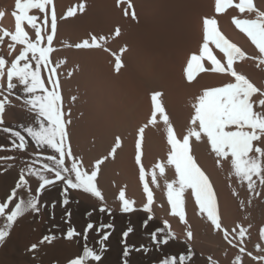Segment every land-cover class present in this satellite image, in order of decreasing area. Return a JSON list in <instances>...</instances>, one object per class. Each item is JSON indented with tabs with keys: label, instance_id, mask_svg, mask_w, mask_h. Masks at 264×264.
<instances>
[{
	"label": "bare ground",
	"instance_id": "bare-ground-1",
	"mask_svg": "<svg viewBox=\"0 0 264 264\" xmlns=\"http://www.w3.org/2000/svg\"><path fill=\"white\" fill-rule=\"evenodd\" d=\"M253 2L259 11L264 12V0ZM215 3L216 0H125L124 3L118 0H53L57 31L49 67L57 68L63 108L71 112L68 133L72 151L82 157L85 167L91 170L95 161L107 156L115 146L116 138H120L121 146L116 149L115 157L109 156L101 165L97 177L98 187L111 209V215L99 212L102 202L81 190L69 191L70 203L65 207L62 204V184L50 187L40 196L43 206L41 211L19 217L11 228L5 243L0 245V264H68L71 259L83 254L85 226L89 223L97 227L102 223L114 226L113 229L105 230L111 234L105 241L106 251L99 264H124L125 259L127 264H162L165 258L171 256L178 260L179 255H187L189 249L194 253L189 264H212V261L216 264H234L237 257L241 258L240 264H264V261L252 259V256L264 255V252L257 250V245L264 248V237L261 236L264 230V188L258 187L257 191L261 195L254 196L248 191L247 184L241 185L233 175L230 163L222 162L218 166V158L211 151L206 138H202L201 142L193 140V155L213 184L222 227L229 231L237 225L247 229L243 242L235 234L228 239L236 247L224 239L222 231L215 230L206 216L199 212L194 198L188 192L185 193L184 206L187 223L170 214L164 180L175 179L174 168L171 167L166 168L165 177H158L160 187L151 184L150 176L147 178L154 194L151 206L154 218L145 227L149 213L143 211L147 198L139 179L136 143L139 129L149 122L153 113L152 94L162 93L160 100L163 107L177 135L182 137L191 126L193 104L197 98L206 89L235 82L229 74L211 71L194 73L191 81L187 77L190 56L199 54L202 47L205 18L216 19L221 33L251 57L237 61L233 67L256 87L264 90V64L257 66L259 50L232 22L233 18L255 19V13H241L238 8L230 7L217 14ZM233 3L238 4L239 0H233ZM81 4L85 5L83 11L78 10L75 16L65 18L69 8L78 9ZM126 10L128 15H125ZM133 11L136 19L131 16ZM14 12L16 0H0V36H3L4 30L14 33ZM29 15L37 18L35 23L44 35L45 14L39 9H32ZM23 27L31 38H35V29L31 25L25 22ZM47 28L50 31V14ZM117 30L119 35H116ZM93 37L102 47H75L84 41L91 43ZM9 44H13V48H9ZM23 47L11 41L10 36L3 37L0 43V57L7 62L5 77L0 81L5 89L7 66L11 65ZM209 47L217 59L226 63L223 54L214 45L210 44ZM117 57L124 65L119 73L115 71ZM202 63L205 68L211 67L207 60ZM41 74L46 86L51 87L47 83V69L42 68ZM13 82L16 83L15 80ZM21 87L18 85L13 90L14 95L9 97L11 104L6 105L4 125L0 127L21 131L28 148L25 151L12 150L11 141L14 138L10 133L0 130V148L4 149L0 150V157H14L11 160L0 159V202L10 195L21 169L28 165L38 168L40 163L33 161L38 157L43 160L44 156L53 154L51 149H38L23 130L22 126L33 122L34 114L24 105ZM4 94L7 95V92ZM17 95L21 99L17 100ZM258 98L259 94L253 100ZM157 121L155 126L149 124L144 132L142 163L147 170H151L156 162L166 160L169 151L165 126L159 116ZM66 163L70 164V161ZM26 178L35 193L38 179ZM121 190L125 191L126 198L135 202V211L121 212L118 199ZM17 195L26 198L28 193L19 189ZM66 212H71L70 222ZM41 218L43 222H39L38 226ZM165 220L175 239H170L168 244L157 249L150 234L164 227ZM34 223L38 226L33 227L36 228V237L28 244L26 241L30 233L25 225ZM20 226L25 228L18 234ZM129 227L133 231L127 237V245L141 250H133L125 258L123 233ZM70 228L80 235L66 238ZM188 231L193 233L191 240H188ZM24 235L25 240L22 239ZM101 235L103 233L97 234V228L88 231L87 244L98 248L97 241ZM45 236L55 239L50 243H41ZM34 244L38 248L29 251ZM142 246L148 251L145 252ZM241 247L245 252H240ZM88 264L95 262L89 261Z\"/></svg>",
	"mask_w": 264,
	"mask_h": 264
},
{
	"label": "snow or ice",
	"instance_id": "snow-or-ice-1",
	"mask_svg": "<svg viewBox=\"0 0 264 264\" xmlns=\"http://www.w3.org/2000/svg\"><path fill=\"white\" fill-rule=\"evenodd\" d=\"M119 3H124L125 0H118ZM85 5H79V8H69L66 17H73L77 11H83ZM131 8V4L128 5ZM230 7H236L241 13H255V19H239L233 18V23L240 32L244 33L259 50L260 56L258 67L264 64V12L259 11L253 0H239L238 4H234L233 0H216L215 11L217 14L223 13ZM39 9L44 13L45 29L44 35L41 34V28L35 23L36 17L29 15L30 10ZM50 14V31L47 28ZM125 11V15H128ZM15 16V31L10 33L4 30L3 36H0V43L3 42V37L10 36L11 41L16 44L23 45V49L16 59L7 66L6 76L7 85L4 88L3 83H0V126L4 125V113L6 105L11 104L9 97L14 95L13 90L22 86L20 90L24 94V105L30 113L34 114V120L30 125H24L23 130L27 136L34 141L36 147L43 151L51 149L53 154H49L40 160L39 157L33 163H40V167L34 168L28 165L21 169L19 179L15 187L11 190L10 195L5 201L0 202V245H3L10 234V230L16 223L19 217L31 212L39 213L43 207L40 202V196L50 187H56L62 184V204L67 207L70 203L68 193L70 190H81L90 194L92 197L101 201L99 212L111 215V209L108 208L102 191L98 187L97 177L101 165L109 158L115 157L116 149L119 148L120 138H116L115 146L107 156L97 159L91 170L85 167L82 157L76 156L72 151L71 141L68 133V126L71 124V112L65 111L63 108V97L60 89L59 74L56 67H49L50 54L54 51L53 40L57 31V14L53 0H16ZM133 19H136L135 12L131 13ZM25 22L35 29V38H31L29 33L25 31L23 25ZM203 43L199 54H192L187 63L186 74L189 81L192 80L194 73L203 71H211L221 74H229L234 78L235 82L227 83L222 87L206 89L203 95L199 96L193 104L194 115L190 121V127L186 134L182 137L177 135L176 129L171 124L163 104L160 100L162 93L155 92L152 94L153 113L147 124L139 129L138 140L136 143V163L139 166V179L143 185V191L146 194L147 203L143 207V211L149 213L145 220V227L154 217L152 215V204L154 203V194L149 185V176L151 184L160 187L159 178L165 177L166 168H174L175 179L168 181L164 180L166 189L167 202L170 205V214L179 217L180 221L187 223L185 206V193L188 192L198 206L199 212L206 216L215 230L222 231L224 239L228 240L233 247L232 240L229 236L235 234L240 237V242H243V237L247 229L237 225L229 231L222 227L221 215L217 195L209 176L198 164L193 155V140L201 142L202 138H206V142L210 145L211 151L215 154L217 165H222V162H228L231 165L233 175L239 180L241 185L247 184V189L254 196H260L261 192L257 188H264V90L256 87L244 75L238 73L233 67L237 61L250 59L246 53L226 38L217 26L216 19L205 18L203 20ZM116 35H119L117 30ZM103 39V38H101ZM214 45L226 63H222L217 56L213 54L209 45ZM13 44H9V48H13ZM77 48H100L102 45L92 38V42L84 41L81 44L75 45ZM107 50V49H105ZM210 62L211 67L205 68L203 61ZM23 61V63H21ZM33 63L35 67H33ZM7 62L3 57H0V81L5 77V69ZM124 67L122 60L117 57L115 62V71L119 73ZM47 69V83L51 87L46 86L45 80L42 77L41 69ZM16 81L14 83L13 81ZM7 92V95L4 93ZM259 94L258 100H253V97ZM19 100L21 97L16 96ZM75 97L72 98L75 101ZM259 109V110H257ZM157 116L162 119L165 126L167 144L169 151L166 160L156 162L151 170H147L143 163V143L145 129L151 124L155 126ZM5 133H10L13 137L11 141L12 150L25 151L28 148V143L21 131L14 130L9 127H0ZM258 142V143H257ZM0 150H4L0 148ZM0 159L11 160L14 157H0ZM47 161V162H44ZM70 161V164L66 163ZM26 177H35L39 181V185L33 193L29 180ZM255 178V179H254ZM258 181V184H257ZM19 189H24L27 197L17 195ZM121 202V212L130 213L135 211V202L126 198L125 191L121 190L118 195ZM13 201H16L13 204ZM243 203V202H242ZM67 217H71V212H66ZM92 215L91 212L88 213ZM164 227L153 231L150 234L151 241L156 245L157 249L161 245L168 244L170 239H175L171 232L168 221L163 222ZM113 225L100 224L98 227L93 223H89L85 229L84 240L85 245L83 254L71 259L68 264H88L89 261L99 264L102 259L103 252L106 251L105 241L109 239L110 232L106 229H113ZM93 228H97V234L103 233L97 241L98 248L90 247L87 244V232ZM239 229V231H237ZM133 228L129 227L123 233L124 251L123 256L126 258L130 252L141 249H134L127 245L126 240ZM80 235L75 229L70 228L67 231L66 238L72 239L74 236ZM261 236L264 237V230L261 231ZM159 237V239H158ZM188 240L193 238L191 231L187 232ZM55 237L45 236L41 243L51 242ZM38 245L31 246L29 251H35ZM143 248V246H142ZM145 252L147 248H143ZM257 250L264 252V248L257 245ZM240 252H245L243 247ZM194 253L191 249L188 254L171 256L165 258L162 264H189ZM252 256L251 253H248ZM253 260L264 261V255L252 256ZM211 261V257H209ZM240 257H237L234 264H240ZM124 264H127L125 259ZM212 264H216L212 261Z\"/></svg>",
	"mask_w": 264,
	"mask_h": 264
},
{
	"label": "rangeland",
	"instance_id": "rangeland-1",
	"mask_svg": "<svg viewBox=\"0 0 264 264\" xmlns=\"http://www.w3.org/2000/svg\"><path fill=\"white\" fill-rule=\"evenodd\" d=\"M39 222H40V223L43 222V218H41V221H40V219H39L38 223L36 222L38 226L40 225ZM37 225H36L35 223H34L33 225L31 224V225H29V226H28V225H25V226L27 227L29 233H30V236L27 237V238H28V241H26V243L29 244L30 241H32V240L36 237V236H35V234L37 233V232H36V228H33V227H37V228H38ZM25 226H20V227L17 229V230H19L18 234H20V232L23 230V228H25ZM86 227H87V226H85V229H86ZM30 229H31V230H30ZM37 230H38V229H37ZM14 232H15V231H14ZM29 233H28V234H29ZM84 233H85V232H84ZM87 233H88V232H87ZM32 234H33V235H32ZM25 236H26V235H24V236L22 237L23 240H25ZM30 238H31V239H30Z\"/></svg>",
	"mask_w": 264,
	"mask_h": 264
}]
</instances>
